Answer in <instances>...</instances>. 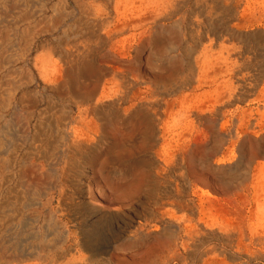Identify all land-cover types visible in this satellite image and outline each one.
<instances>
[{"label": "rangeland", "instance_id": "obj_1", "mask_svg": "<svg viewBox=\"0 0 264 264\" xmlns=\"http://www.w3.org/2000/svg\"><path fill=\"white\" fill-rule=\"evenodd\" d=\"M196 1L207 5L215 19L225 15L216 9L224 0ZM88 2L0 0V264H264V128L255 129L256 135L242 136L234 153L228 154L229 140L238 141L236 130L228 127L221 132V122L208 113L195 129L170 126L168 138L185 148L179 158L183 168H167L161 184L164 211L169 213L164 222L147 227H143L146 222L141 213L145 208L155 209L151 191L158 187L147 186L145 169L139 164L147 156L142 140L111 146L100 130L98 135L91 133L82 147L74 145L70 132L80 127V105L87 110L83 118L91 129L95 123L104 126L113 133L111 139L118 141H123L124 133L127 138L132 134L131 126L119 120H114L115 128L99 122L93 113L97 99L83 100L93 87L87 63L78 66L80 70L86 67L84 77L60 59L61 50L99 45L100 30H93L96 23L86 9ZM198 19L203 23L206 17ZM263 22L264 17L243 30L264 31ZM221 29L216 24L213 30ZM197 35L205 36L198 48L201 52L212 36L203 30ZM221 41L231 45L226 38ZM182 45L176 54L180 71L171 81L195 79L185 69L183 50L194 45L188 37ZM149 52L143 54L144 59ZM41 59L58 69L61 82L57 86L38 74L35 65ZM98 59L103 65L135 72L134 64L115 60L108 50ZM262 105L264 101L261 114L254 115L257 121L264 120ZM250 106L240 105L256 113L259 105ZM140 112L137 107L129 118H138ZM111 158L117 162L112 164ZM88 169L93 175L90 180ZM125 196L129 204H112L113 208L111 200ZM224 222L234 229L223 228ZM108 224L115 232L120 230L114 238L107 231ZM156 226L161 229L155 231Z\"/></svg>", "mask_w": 264, "mask_h": 264}, {"label": "bare ground", "instance_id": "obj_2", "mask_svg": "<svg viewBox=\"0 0 264 264\" xmlns=\"http://www.w3.org/2000/svg\"><path fill=\"white\" fill-rule=\"evenodd\" d=\"M226 1L230 3L225 5ZM86 9L94 17L96 25L93 30H100L97 34L99 45L61 50L60 59L69 67L77 68L80 71L78 73L84 77L85 74L82 71L86 67L80 70L78 66L84 62L87 63V74L91 76L93 87L83 100L89 102L97 99L93 113L99 122L108 123L115 128L114 120H119L120 124L131 126L132 134L130 138H127L128 134L124 133L123 141H118L111 139L113 133L104 126L101 127L95 123V129H91L83 118L87 110L83 111L80 105V127H74L70 132L73 143L76 147H82L91 139V133L98 135L100 130L103 136L111 141V146L142 140L147 156L139 164L145 169L147 186L158 187L151 191L155 209L145 208L141 213L146 222L143 227H147L151 222H164L169 212L164 211L162 177L167 173L168 167L183 168L179 158L185 149L179 141L173 142L168 138L170 126L179 128L188 125L195 129L202 121L203 114L208 113L221 122V132L228 127L236 130L238 141L229 140L228 154L234 153L242 136L251 133L256 135L258 132L255 129L264 128V120L257 121L254 118V115L261 114V103L264 101V31L248 33L243 30L255 23H260L264 17V0H224L223 4L219 1L216 9L222 10L225 15L216 19L207 5L200 4L196 0H91L87 3ZM203 16L206 19L202 23L198 18ZM216 24L222 29L213 30ZM198 30H203L205 34L212 36L208 38L201 52L198 48L205 41V36L199 37ZM186 37L191 39L194 46H186L183 49L184 66L195 76V79L186 82L171 81L170 78L174 74H179L181 60L176 54L182 50V41ZM225 38L230 42V46L221 41ZM215 46L220 49L215 51ZM105 50H108L111 57L119 62H124L128 66L134 64L135 72L113 64L103 65L102 61L100 63L98 56ZM133 51L135 56L131 55ZM148 51H150L149 56L144 59L143 54ZM250 54L255 60L254 64L250 61ZM170 58L171 61H169ZM49 62V60L41 59L35 67L46 83L57 86L61 82V76L58 74V69L51 67ZM211 75L214 76L213 80H209ZM206 88L208 90L204 91ZM72 89L75 90V87L73 86ZM183 89H188L189 92L185 93ZM75 98L77 100L80 97ZM76 102L79 104L78 100ZM242 104L249 107L252 104L259 106L254 113L253 110L249 111L240 107ZM233 106L236 108L229 111L228 109ZM137 107L141 111L137 115L138 118H129V114ZM163 116L166 118L164 119ZM245 117H248V120ZM246 122L249 124L245 131L243 127ZM249 127L254 130L250 131ZM45 133L44 130L43 135ZM230 147L233 149H229ZM122 155L124 158L126 154ZM224 159L227 160L226 156L223 161ZM228 160L230 161L229 158ZM116 162L114 158H111L112 164ZM88 170L87 179L90 180L93 175L92 171ZM135 187L138 191L139 185ZM140 190L143 189L140 188ZM87 194L93 196V192L88 191ZM118 195L122 197L121 194ZM104 200L108 199L104 198ZM129 201L130 198L125 196L124 199H112L111 205L126 207ZM108 226L106 228L111 237L114 238L120 233V230L115 232L114 228ZM222 227L227 230L234 229L227 223ZM154 229L159 231L161 228L156 226ZM104 231L105 229L103 233Z\"/></svg>", "mask_w": 264, "mask_h": 264}]
</instances>
